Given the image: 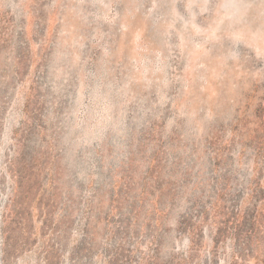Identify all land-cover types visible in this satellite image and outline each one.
Wrapping results in <instances>:
<instances>
[{
	"label": "rangeland",
	"instance_id": "rangeland-1",
	"mask_svg": "<svg viewBox=\"0 0 264 264\" xmlns=\"http://www.w3.org/2000/svg\"><path fill=\"white\" fill-rule=\"evenodd\" d=\"M0 264H264V0H0Z\"/></svg>",
	"mask_w": 264,
	"mask_h": 264
}]
</instances>
